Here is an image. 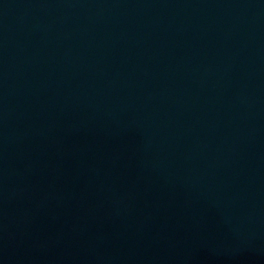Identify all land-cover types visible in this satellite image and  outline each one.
I'll return each mask as SVG.
<instances>
[{
    "label": "water",
    "instance_id": "water-1",
    "mask_svg": "<svg viewBox=\"0 0 264 264\" xmlns=\"http://www.w3.org/2000/svg\"><path fill=\"white\" fill-rule=\"evenodd\" d=\"M0 264H264V0H0Z\"/></svg>",
    "mask_w": 264,
    "mask_h": 264
}]
</instances>
